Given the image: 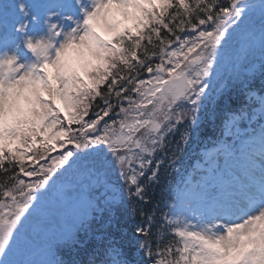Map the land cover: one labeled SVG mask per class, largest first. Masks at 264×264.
Returning a JSON list of instances; mask_svg holds the SVG:
<instances>
[{"label":"snow or ice","instance_id":"obj_1","mask_svg":"<svg viewBox=\"0 0 264 264\" xmlns=\"http://www.w3.org/2000/svg\"><path fill=\"white\" fill-rule=\"evenodd\" d=\"M257 51L264 68V2L0 4V264H64L47 256L53 243H75L76 231L57 235L44 224L37 260V221L47 220L53 197L77 203L78 189L106 186L117 168L130 198L147 202L145 185L160 180L165 163L158 153L176 167L213 76ZM247 150L258 163L243 179L225 183L210 171L194 189L169 193L167 212H139L147 227L136 229L137 246L147 259L135 264H264V125ZM188 197L199 206L192 217ZM94 255L89 264H131L115 239Z\"/></svg>","mask_w":264,"mask_h":264},{"label":"rangeland","instance_id":"obj_2","mask_svg":"<svg viewBox=\"0 0 264 264\" xmlns=\"http://www.w3.org/2000/svg\"><path fill=\"white\" fill-rule=\"evenodd\" d=\"M258 8V6H257ZM258 13V12H257ZM256 17L259 18V14H256ZM253 20V18H252ZM256 26L258 27L259 24L256 23ZM261 73L264 74V68H261V60L259 57V52L257 51L254 56H249V58L244 60H236L235 58H232L231 60L227 61L225 64H223L220 68L219 74L214 75L212 78L211 85L208 89V96H210L209 100H206L204 105L201 108V111H205L206 107L209 105V102L211 98L218 99V97H228L229 94L235 91H239L242 87L247 86V82L251 81V76L255 73ZM229 83V86L227 84ZM247 104L249 105V111L251 114H255L257 119H261V113L264 111L263 106L258 104L256 98H253L250 95L247 96L245 99ZM250 122H253V118L251 117ZM233 119L229 120L227 125L236 133L240 134L241 136L248 135V130H241L236 127L235 121L233 123ZM200 125V120L198 122V126ZM229 129H227L228 131ZM225 137L228 138V140H223L217 147L219 148V151L225 153L229 149H234L235 147L240 146L238 144V141L240 140L239 137H235L234 139L231 138V132H225ZM251 139V135H249ZM71 147V145L69 146ZM242 150H245L244 148ZM63 150H59L58 155L61 154ZM217 151V150H216ZM215 152V151H214ZM56 153V152H55ZM204 153V152H203ZM228 154H231L228 152ZM53 156H56L55 154H52ZM158 155L161 157V153L159 152ZM206 158L203 163H198L195 167H193V172L190 175H184L183 179L180 178L181 169L176 168H170L171 164L164 163L161 166V169L163 170V173L165 175V178L170 177L175 182L172 186L173 188V194L177 192H184L186 189H194L195 185L198 183H203L204 177H207L211 173L214 175L219 173L228 172V182H230V179L237 180V179H243L242 176L244 175L245 171L243 172L241 170V174H238L235 168V165L233 164L232 160H223L221 164L212 162L210 160V155L207 156L205 154ZM167 158H164V161L166 162ZM185 158H180L179 163L180 165H184ZM50 162V161H48ZM41 163H45L42 161ZM256 163H258V159L253 155L252 152L245 158L244 160H241V165L244 166L245 164L248 166H253ZM210 169L206 174L204 173L205 167ZM241 166V167H242ZM66 167V166H65ZM241 167L239 169H241ZM62 171V169H61ZM119 169L117 168L116 172L111 174L110 179L108 180L106 186H93L88 187L84 189H78L81 195H90L93 198V204L89 211V219L86 222V224H83L82 227L76 231V242L68 245L60 244V245H54L51 247L52 254L47 256L49 259H56L60 258V249L62 251L66 250L68 246L71 245V250H75V246L80 244L82 241L86 240L90 236V229L92 228L93 220L98 218L102 213H105L107 211H112V213H115L118 210H122V204L121 202L126 199L128 187L123 184L124 182L118 178ZM227 175V174H226ZM233 175H236L237 178H232ZM34 178L27 177L26 183L31 182V180ZM115 183L123 184L124 187L122 189H118L115 185ZM125 189V190H124ZM99 191H104V198L100 197ZM123 198H122V197ZM60 201L59 199L53 197L49 203H52L53 201ZM67 207H72L75 203H73L72 199H69V202L66 203L64 201H60ZM119 207V209H115L116 207ZM183 211L186 213L188 212V206L183 207ZM187 216L192 217L193 215H189L186 213ZM119 218H116V220ZM115 221L114 219H108L107 222ZM193 223H195V220H193ZM42 251L39 252V254L35 257L37 260L42 259L43 256L40 254Z\"/></svg>","mask_w":264,"mask_h":264},{"label":"trees","instance_id":"obj_3","mask_svg":"<svg viewBox=\"0 0 264 264\" xmlns=\"http://www.w3.org/2000/svg\"><path fill=\"white\" fill-rule=\"evenodd\" d=\"M254 85L255 84L251 83L250 87ZM263 86L264 83L262 85L256 84V88H261ZM240 99V97L228 99V105L227 101L226 103L224 102L223 97L217 99L216 101L210 100L209 105L206 107L205 111L200 112V116L202 117L201 126L199 128L188 129L190 135L187 138V143L182 144L181 154L187 156V158L190 159L194 152L198 151L200 148L203 147V145L209 142V139L211 137L215 138L220 128L222 127L227 111H230L233 107L237 108L236 101H239ZM181 131H183V128H181ZM172 139L178 141L179 134L177 133L172 135ZM169 162L170 160L167 159L168 164ZM159 175L160 180L158 182L153 181L145 185L148 189L146 194L147 202H140L138 204L135 201L134 206L132 208L137 209L136 215L132 216L128 214L126 216V219L122 218L118 221L115 220V224H109V226L106 225L104 229V233H106V235H104L101 238V241H99L98 243H93L92 245H89L87 249L88 254L90 253V251L93 252L96 251V249H102V246H106L112 239H115L123 245L124 251L128 254L126 258L129 259L131 264H135L136 261L142 259H147L143 256V252L138 249L137 241L142 240L143 237H140L136 234V229L141 224H138L134 220H144L145 217L139 214L140 211L150 214L151 211L155 209V204L162 205V198L168 187V178H164L162 171H159ZM107 218V216H103L100 220L102 222H106ZM142 226L147 227V225ZM152 231L153 233H155L156 229L153 228ZM80 252L85 253L84 251Z\"/></svg>","mask_w":264,"mask_h":264},{"label":"water","instance_id":"obj_4","mask_svg":"<svg viewBox=\"0 0 264 264\" xmlns=\"http://www.w3.org/2000/svg\"><path fill=\"white\" fill-rule=\"evenodd\" d=\"M88 208L89 200L87 198H82L81 201L77 202L71 211L59 204L48 207L47 220L37 221V230L31 233V240L36 237L39 238L43 232L47 233V228L43 226L44 224L48 225L52 233L57 235L65 230H74L80 226L82 220L87 219ZM45 240L36 243L32 248L37 251L44 246Z\"/></svg>","mask_w":264,"mask_h":264}]
</instances>
